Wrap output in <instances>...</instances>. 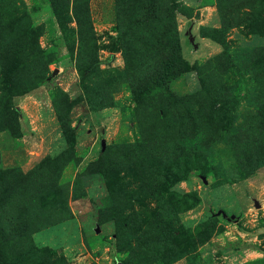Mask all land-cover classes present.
<instances>
[{
  "label": "rangeland",
  "instance_id": "374dc122",
  "mask_svg": "<svg viewBox=\"0 0 264 264\" xmlns=\"http://www.w3.org/2000/svg\"><path fill=\"white\" fill-rule=\"evenodd\" d=\"M0 264H264V0H0Z\"/></svg>",
  "mask_w": 264,
  "mask_h": 264
},
{
  "label": "trees",
  "instance_id": "16d2710c",
  "mask_svg": "<svg viewBox=\"0 0 264 264\" xmlns=\"http://www.w3.org/2000/svg\"><path fill=\"white\" fill-rule=\"evenodd\" d=\"M176 53V52H175ZM180 60V58L178 57V56H176V54H175V56H173L172 57V59L170 60V65H174V64H176L178 61Z\"/></svg>",
  "mask_w": 264,
  "mask_h": 264
},
{
  "label": "water",
  "instance_id": "95a60500",
  "mask_svg": "<svg viewBox=\"0 0 264 264\" xmlns=\"http://www.w3.org/2000/svg\"><path fill=\"white\" fill-rule=\"evenodd\" d=\"M232 219L235 220V221L238 220V218H236L235 216H232Z\"/></svg>",
  "mask_w": 264,
  "mask_h": 264
}]
</instances>
